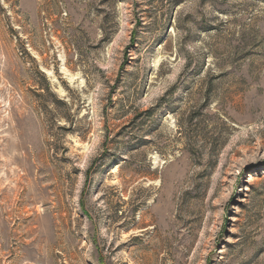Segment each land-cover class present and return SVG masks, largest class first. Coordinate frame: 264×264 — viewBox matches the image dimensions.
Returning a JSON list of instances; mask_svg holds the SVG:
<instances>
[{
  "label": "rangeland",
  "instance_id": "obj_1",
  "mask_svg": "<svg viewBox=\"0 0 264 264\" xmlns=\"http://www.w3.org/2000/svg\"><path fill=\"white\" fill-rule=\"evenodd\" d=\"M0 264H264V0H0Z\"/></svg>",
  "mask_w": 264,
  "mask_h": 264
}]
</instances>
